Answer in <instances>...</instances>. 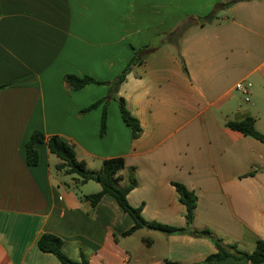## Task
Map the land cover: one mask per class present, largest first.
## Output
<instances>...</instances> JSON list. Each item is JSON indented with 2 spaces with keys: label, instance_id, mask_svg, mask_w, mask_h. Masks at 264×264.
I'll return each instance as SVG.
<instances>
[{
  "label": "crops",
  "instance_id": "0c3cea01",
  "mask_svg": "<svg viewBox=\"0 0 264 264\" xmlns=\"http://www.w3.org/2000/svg\"><path fill=\"white\" fill-rule=\"evenodd\" d=\"M180 2L0 0V264H62L37 247L43 233L59 236L70 259L84 255L89 264L201 263L216 247L193 230L208 229L244 251L264 241V142L226 126L250 116L255 127L263 117L256 107L264 101V0H227L221 14L208 4L201 15L185 13ZM209 13L215 19L204 22ZM136 51L110 96L109 83ZM66 74L102 83L72 90ZM236 92L253 99L252 107H242ZM118 96L140 124L136 138L113 104ZM34 130L66 140L93 171L123 158L117 183L135 180L127 201L146 222L186 227L172 183L183 184L196 196L191 226L125 234L132 217L110 195L92 207L80 199L99 183L83 192L92 180L56 171L60 161L45 143L36 144L38 163L27 164ZM212 264L260 263L229 257Z\"/></svg>",
  "mask_w": 264,
  "mask_h": 264
},
{
  "label": "trees",
  "instance_id": "16d2710c",
  "mask_svg": "<svg viewBox=\"0 0 264 264\" xmlns=\"http://www.w3.org/2000/svg\"><path fill=\"white\" fill-rule=\"evenodd\" d=\"M236 0H232L234 2ZM215 19L214 14L209 13L203 17L204 22H212ZM177 30L172 31L168 34V40L173 39V36L177 34ZM179 36V35H178ZM177 36V37H178ZM138 60V52L132 56L128 61L124 69L118 74L115 80L109 83V90L112 93L116 92L119 84L124 81L125 74L130 65L135 64ZM64 82L72 90H79L88 84H101V81L94 79L88 75L78 76L75 74H66L63 78ZM5 87V85H0V89ZM119 107L120 116L123 122L130 128L132 138L138 137L141 128L138 120L132 116L125 106L124 99L120 96L116 97ZM99 102H96L83 111H87L94 108ZM105 119L106 110L103 108L99 134L103 135L105 133ZM226 126L232 130H236L243 134L244 136H249L256 138L264 142V135L259 133L254 127V119L250 116H245L240 120H231L226 123ZM45 143L49 152L54 154L58 159L59 163L55 165L56 171H61L67 175H75L80 183H86L90 180L99 183L100 190L94 193L86 194L81 196L80 199L89 203L92 207L94 206L100 198L107 194L112 196L121 209L128 213L133 219V226L125 232L129 234L132 231L141 228L143 226L152 227L164 232H170L172 230L180 231L187 230L191 226L194 218V210L196 206V196L190 190H188L183 184L178 182H173L176 192L178 194L179 201L185 207V228H174L168 225L146 222L141 215L140 207H133L127 201V194L130 189L134 186L135 180L130 178L129 183L125 187H120L118 185L119 177L117 173L124 168V160L121 157H114L103 160L101 168L98 171H93L88 169L82 162L78 161L75 157V152L73 147L63 138L58 135L46 136L40 130H34L25 144V156L28 165H36L38 163V151L36 149V144ZM194 234H204L208 235L215 244L216 251L213 254L208 255L203 262L197 264H212L216 261L225 258H235L240 260H245L250 263H260L264 264V241L257 238L254 241V248L250 251L239 250L235 244H224L219 238H214L208 229H201L200 231H194ZM37 247L43 251L54 254L62 264H89L87 258L82 255L80 260L70 259L62 251V240L59 236L51 233H43L37 239Z\"/></svg>",
  "mask_w": 264,
  "mask_h": 264
},
{
  "label": "rangeland",
  "instance_id": "374dc122",
  "mask_svg": "<svg viewBox=\"0 0 264 264\" xmlns=\"http://www.w3.org/2000/svg\"><path fill=\"white\" fill-rule=\"evenodd\" d=\"M155 1H160V0H154V1L151 0V2H155ZM164 1L173 3L175 0H164ZM226 1L227 0H181L180 3L182 5L181 7H182V9H183V11L185 13L195 12V13L201 15L200 12H202V10H204V7H206L208 4L211 5V7H213L215 9V14H221L223 12L224 8L226 9L227 6L225 5L224 8H222L220 6H222L223 3L226 2ZM121 6H122V4H121ZM106 7L107 6L104 4V10H105ZM103 23H104V34H105V31H107L108 28H105L106 22L103 21ZM107 27H108V25H107ZM109 30H110V28H109ZM183 30H184V25L182 27L178 28L177 34H175L173 36V39H176L178 35L180 36L183 33ZM166 40H168V35L166 36ZM103 53L105 55V51H103ZM106 93L111 96V92L107 91ZM235 94L237 95L236 100L239 101V103H240V105L242 107H244V106L245 107H252L251 104L254 103V100L253 99H251L250 103H247V102H244V96L240 92H236ZM112 99H113V104L114 105H117V101L114 98H112ZM256 109L259 110V111H261L263 117L261 118V120H258L257 119L256 124H255V128H256L257 131H259L261 133H264V101L258 102ZM251 114L255 117V114L256 113H254L251 110ZM53 171L55 173V170H53ZM72 176L77 179V177L75 175H72ZM77 185H80V184H77ZM94 188L97 189L96 183L93 182V181H90V182H88V184L86 186H83L82 190H83V192H92L91 190H95ZM74 190L75 191H79L77 189V187H75ZM158 232L163 233L161 231H158Z\"/></svg>",
  "mask_w": 264,
  "mask_h": 264
},
{
  "label": "built area",
  "instance_id": "2783aa9c",
  "mask_svg": "<svg viewBox=\"0 0 264 264\" xmlns=\"http://www.w3.org/2000/svg\"><path fill=\"white\" fill-rule=\"evenodd\" d=\"M237 88L245 91V87H243L242 85H238Z\"/></svg>",
  "mask_w": 264,
  "mask_h": 264
}]
</instances>
